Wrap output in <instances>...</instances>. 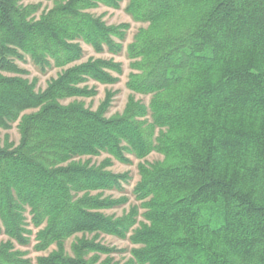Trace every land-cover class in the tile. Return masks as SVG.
<instances>
[{
  "label": "trees",
  "instance_id": "1",
  "mask_svg": "<svg viewBox=\"0 0 264 264\" xmlns=\"http://www.w3.org/2000/svg\"><path fill=\"white\" fill-rule=\"evenodd\" d=\"M43 1L34 19L39 4L0 0V129L19 132L0 146V264H31L15 247L30 245L29 226L36 252L52 248L36 264H119L100 234L130 242L124 264H264V0H128L147 26L126 47L131 95L111 117L112 92L94 111L78 99L96 95L89 81L118 83L122 66L81 62V45L122 53L129 25L89 12L121 0ZM25 57L61 72L36 91ZM129 156L138 205L108 216L128 199L104 193L129 180L108 167Z\"/></svg>",
  "mask_w": 264,
  "mask_h": 264
},
{
  "label": "rangeland",
  "instance_id": "2",
  "mask_svg": "<svg viewBox=\"0 0 264 264\" xmlns=\"http://www.w3.org/2000/svg\"><path fill=\"white\" fill-rule=\"evenodd\" d=\"M19 5L26 6L28 4H39V9L36 13L32 15L34 19H38L40 15L43 12L48 11L52 7V2L43 1V0H18ZM128 3V0H121L120 8L119 9H111L107 8L105 6H99L96 9H92L89 12L96 16L100 17L107 25H119V24H128L129 30L127 31L126 40L123 42V51L119 55H110L108 53L103 54H95L93 50L82 44L83 48V59L81 62H85L86 60L93 58V59H113L114 62L120 63L122 66V74L119 76V82L113 85H100L98 83H95L93 81H89L86 83V85L89 88H93L96 91V95L91 98H85V99H78V101L83 102L84 106L90 110H96L99 104L103 101L106 92H112L114 94L108 112L106 114L107 117L114 116L116 114L122 113L125 104L127 102L128 97L131 95L130 91L126 88V82L128 74L130 73L129 68V60L126 56V47L127 45L132 41L134 34L138 31L141 27H146V24L136 23L134 22L131 17L125 12V7ZM17 66L25 71V75H23V78L28 79V81H36V91L38 90H44L47 86V84L57 77V75L61 72V69H57L54 67L46 68L45 70H41L37 66L33 64V62L28 58L25 57L24 62H16ZM4 76H13L11 74H3ZM136 100H139L143 102L145 105L149 103V96H134ZM8 139L9 143H12L13 145H17L19 142V132L17 129V123H14L11 125V128L9 130H2L0 129V146L4 145L5 140ZM105 158H107V155L103 154L100 157L91 158L92 164H100ZM130 160L129 164H121L115 160H112V164L110 167H108V170L116 173V174H123L126 173L129 175L128 182L122 183L121 190H113L108 191L104 193V196L113 197V198H119V197H126L128 199V202L122 206L113 208L111 210L104 211V214L108 216H115L120 217L121 215L125 214L129 208L133 205H138V203L135 201L133 196V188L137 181L139 180V175L137 171V166L140 163L138 160H136L134 157L129 156ZM88 158L82 159V161H86ZM162 157L156 153H152L149 155L145 161L152 163L154 161L161 160ZM142 212V211H141ZM27 223L30 222V217L26 215ZM29 229H32L33 234L31 235V243L30 245L26 247H19L15 246L17 250H20L22 252L26 253V257L31 261V264H36V259L39 256L45 255L51 251L48 250L45 253H39L34 250V234L35 230L32 226H29ZM82 235L77 234L75 238H72L66 242V249L67 251H70V245L73 241H75L76 238H80ZM89 239L92 238V235L87 236ZM7 238L4 235H0V242L6 241ZM97 241L100 243L115 248L118 250V253H115L112 255V258L114 262H117L119 264H124L130 259V251L133 248V246L130 244L128 240H121L112 236H107L104 234H100L97 238ZM105 257L103 256L102 259Z\"/></svg>",
  "mask_w": 264,
  "mask_h": 264
}]
</instances>
